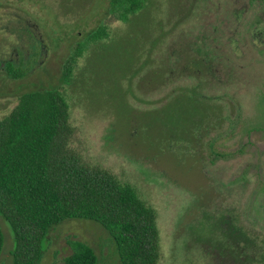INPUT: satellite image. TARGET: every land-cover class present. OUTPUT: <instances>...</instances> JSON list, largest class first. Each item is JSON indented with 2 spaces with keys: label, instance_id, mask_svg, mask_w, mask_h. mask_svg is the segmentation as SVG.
Returning a JSON list of instances; mask_svg holds the SVG:
<instances>
[{
  "label": "rangeland",
  "instance_id": "obj_1",
  "mask_svg": "<svg viewBox=\"0 0 264 264\" xmlns=\"http://www.w3.org/2000/svg\"><path fill=\"white\" fill-rule=\"evenodd\" d=\"M226 2L148 0L130 20H110L111 36L79 59L72 83L65 85L77 130L74 145L134 184L156 208L159 264H234L207 239L214 218L226 211L264 246V43L255 49L246 30L257 15L264 19V6L256 7L264 0H232L253 6L237 34L244 43L226 45L239 50L227 53L236 75L229 67L233 76L226 74L225 81L217 57L216 72L208 71V90L198 92L209 94L214 117L206 119L211 106L204 96L189 99L186 92L173 98L194 78L172 77L169 70L180 68L190 44L211 32L208 22L198 27L204 19L199 5L215 10ZM109 4L0 0V118L23 92L63 84L65 60L89 29L109 20ZM214 44L222 43H212L213 50ZM11 59L26 76L7 74L1 63ZM0 226L5 236L0 264H10L15 238L1 213ZM76 240L94 248L97 264H121L110 233L84 218L67 219L52 230L40 264H64Z\"/></svg>",
  "mask_w": 264,
  "mask_h": 264
},
{
  "label": "trees",
  "instance_id": "obj_2",
  "mask_svg": "<svg viewBox=\"0 0 264 264\" xmlns=\"http://www.w3.org/2000/svg\"><path fill=\"white\" fill-rule=\"evenodd\" d=\"M147 1L110 0L109 20L89 29L65 60L63 84L23 92L17 105L0 118V213L15 238L10 264H40L50 233L70 218L100 223L113 238L121 264L160 263L162 245L156 208L142 198L134 184L91 161L74 145L77 130L71 121L65 87L72 83L79 59L111 36L110 20H130ZM228 50L237 51L234 47ZM172 62L169 58L166 63ZM229 62L230 57L227 68L234 71L235 65ZM4 70L15 79L27 73L14 61H8ZM228 76L233 75L228 71ZM209 104L208 117L215 115L213 103ZM239 221L233 211L221 212L214 218L207 239L234 264H264V246ZM4 243L0 226V257ZM73 245L64 264L98 263L90 244L76 240Z\"/></svg>",
  "mask_w": 264,
  "mask_h": 264
},
{
  "label": "flooded vegetation",
  "instance_id": "obj_3",
  "mask_svg": "<svg viewBox=\"0 0 264 264\" xmlns=\"http://www.w3.org/2000/svg\"><path fill=\"white\" fill-rule=\"evenodd\" d=\"M252 6L253 5L251 4L239 5L237 3H232V0H227L225 6H223L222 8H216L215 10L205 7V4L201 6L199 5L198 11L203 13L204 19L199 23L198 27L207 26L206 24L208 22V25L211 27V32L209 35H205L206 37H202L200 39H197V37L196 42H194L195 44H190L191 46L189 49V56L188 58H186L187 61L183 62L180 68L176 69V71L174 70V68L169 70L171 74L173 73L172 77L174 76V74H177V76L180 75L181 77L185 76L191 79L194 78V82L190 86L182 87V89L179 90L178 94L174 95L173 98H175L179 94H185L187 92V95L190 96L189 98L193 99L194 97L199 95L198 92H205L206 90H208L209 80L207 77L211 76L208 74V71L216 72L217 69L213 67V65H215L214 59H216L217 57H220L221 59L219 65H222L221 68L223 70V76L224 79L226 78V74H228V71L230 72V70H228L227 68V60H229V55H227V53L229 52V50L226 45L244 43V41L239 39V36L237 34L241 31L242 28H244L242 24L243 19L247 17V13L250 11L249 8ZM263 6L264 4L256 5L257 8ZM193 7L195 6L193 5ZM262 11L264 12V10ZM262 11L261 15H264ZM207 14L208 17H206ZM255 14L257 15V11H255ZM189 15L191 14H188V16ZM196 17L198 18L197 15ZM211 17L213 18L211 19ZM261 19L264 21V19L260 17V15H257L255 23H253V25L251 24L250 28L245 27L248 28L246 30L247 34L251 38L250 42H252L253 47H255V49L257 48V50H259V48H261L262 44L264 43V25H259ZM212 43L222 44L221 46H219L218 44H214L213 50ZM213 51L217 55L214 54ZM238 51H236V54H238ZM222 53L225 56V61H222ZM10 61L13 60L11 59ZM1 66H4L3 68H6V62H2ZM222 70H220V74ZM232 72L234 75H236L233 70ZM161 75L163 80L166 75L163 73ZM202 96H204L206 100L207 98H209V94L204 93ZM211 98L221 99L222 96L214 95ZM207 102L210 103L208 100ZM212 117L214 116L209 115V118ZM207 118L208 116L206 117V119ZM220 120H223V117H220Z\"/></svg>",
  "mask_w": 264,
  "mask_h": 264
}]
</instances>
